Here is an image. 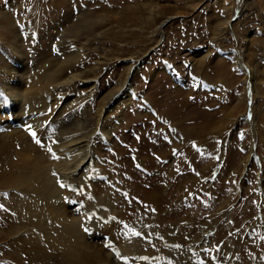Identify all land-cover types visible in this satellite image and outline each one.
<instances>
[{
  "label": "rangeland",
  "instance_id": "1",
  "mask_svg": "<svg viewBox=\"0 0 264 264\" xmlns=\"http://www.w3.org/2000/svg\"><path fill=\"white\" fill-rule=\"evenodd\" d=\"M11 1L16 2L17 9L10 10L15 19L29 9L38 10V5L42 6L41 11L47 10L51 2L0 0V10H9ZM69 1L71 4L68 2L65 9L71 10L74 18L84 9L91 18L87 24L91 26L90 31L85 25L78 30L79 40L75 43L81 42L84 46L83 58L77 61V66L87 71L91 79L94 72H98V76L88 101L84 98L89 93L85 82L72 84L67 94L77 100L65 105L63 111L76 113L75 120H79V124L74 123L72 127L92 132L90 147L92 156L98 160L95 169L99 176L90 178V188L93 186L100 191L96 202L102 201L114 178L118 181L116 175L123 164L133 166L140 173L141 176L133 175L136 180H139L137 176L144 180L138 181V190L174 184L176 176L197 177L199 183L192 194H187L192 195L189 197L194 203L183 202L182 207L202 210L200 224L209 220L210 207L219 202L217 194L213 197L211 190H217L218 196L224 197L236 186L237 195H233L227 206L235 212L231 219L219 222V226L226 224L219 232L220 235L225 232L224 236L215 237L216 243L209 242L207 237L196 241L195 245L206 243L205 256H198L197 261L190 263L206 264L209 248L211 251L214 247L221 249L228 237L236 239L241 235L243 241L248 225L255 227L254 238L244 244L237 263L248 264L245 262L251 261L252 253L264 259V0ZM224 20L228 21L227 26ZM6 25L0 21V42L8 36ZM39 29L43 30V26ZM40 40L37 44L40 63L49 66L60 63L62 59L47 62L54 59L49 55L59 49H51L53 42L49 38ZM44 54L49 57H43ZM122 87L132 95L129 105L109 106L106 116L111 120L108 123L116 127L109 138L104 139L93 129L97 110L111 95L120 93ZM179 98L186 100L184 112L174 106ZM174 109L179 114L173 115ZM86 120L88 127L84 126ZM64 123L67 125L68 121ZM170 127H175L176 135ZM162 144L170 148L161 156ZM120 148L125 150L119 160ZM247 155L248 161L242 167ZM142 159L149 161L143 164L140 163ZM7 192L0 187V196ZM117 192L115 194L119 195ZM134 192L141 195L139 191ZM82 193L73 196L68 208L81 207L80 213L90 208L89 203L83 201ZM223 193L225 195H221ZM134 201L139 207V198ZM243 213L251 222L238 224ZM2 224L0 221V228H4ZM178 230L172 229V234H177ZM215 231L213 228L210 234ZM93 239L98 249L110 251V247L105 246L109 244L107 233L101 232ZM183 239L187 241L188 235ZM10 241L11 236L1 234L0 248ZM251 247L253 252L249 250ZM186 249L191 253L196 251ZM13 253L10 249L0 251V264L22 261V264H35L33 257L26 254L21 260L9 257ZM220 256L217 264L222 262ZM173 258L169 256L164 262L155 264H175ZM46 262L61 264L54 257Z\"/></svg>",
  "mask_w": 264,
  "mask_h": 264
},
{
  "label": "bare ground",
  "instance_id": "2",
  "mask_svg": "<svg viewBox=\"0 0 264 264\" xmlns=\"http://www.w3.org/2000/svg\"><path fill=\"white\" fill-rule=\"evenodd\" d=\"M68 2L70 3L69 0H51L47 4V10L41 11L42 6L38 5L39 12L29 9L30 12H22L16 19L10 15L11 9H17L15 1L9 2V10H0V21L8 27V36L0 42V93H3L0 96V187L8 191L0 196V204L3 205L0 221L4 227L0 228V235L11 236L10 243L1 247L0 251L10 249L15 253L9 254V257L19 260L26 254L33 257L35 264H47L46 259L51 257L61 264H155L164 262L169 256L174 257L175 264H191L190 262L198 260V256L204 257L206 252V243L195 245V242L207 237L209 242L216 243L215 237L226 226H219L220 220L232 218L235 209L228 210L227 206L233 195H237V187L224 197L218 196L217 190H211V195L214 197L217 194L219 202L210 207L209 220L200 224L202 210L195 211L187 205L185 206L189 208L182 207L183 202L194 203L192 195L187 194H192L193 188L199 183L197 177L188 174L176 176L174 184H162L161 187L153 185L147 190H138V181H144L141 180L140 173L131 164V168L123 164L116 175L118 181L114 178L109 184L111 189L103 195L101 202H96V195L100 191L93 186L90 188V178L99 176L95 169L98 160L92 156L90 147L92 132L72 127V124L79 121L75 120L76 113L63 111L65 105L77 100L67 94L73 88L72 84L85 82L89 91L84 96L86 100L92 96L95 88L94 81L98 72H94L92 80L87 71L77 66V61L83 58L81 51L84 44L75 43L79 40L78 30L83 25L90 31L91 26L87 24L91 18L86 9L79 10V16L74 18L71 10L65 9ZM43 22H46L45 25ZM70 22L74 23L69 24ZM223 24L227 26L228 21L224 20ZM39 26H43L44 31ZM43 37L53 42V51L59 49L55 54L49 55L54 59L47 62L62 59L60 63L51 66L40 63L37 44ZM49 56L44 54L43 57ZM252 73L250 70V76ZM125 88L122 87L120 93L111 95L97 110L98 118L95 119L93 129H97L99 136L104 139L109 138L110 132L116 127L114 121L109 126L108 121L111 119L108 120L106 116L109 106L123 108L130 102L132 95L127 93V89L123 91ZM179 99L174 106L181 111L187 103L185 99ZM171 113L179 114L175 109ZM65 121H68L67 125ZM85 124L88 127L87 120ZM29 125L37 133L43 146L34 142L28 131ZM171 130L173 135L177 134L175 127ZM52 140L57 143L52 144ZM48 146L52 147L60 159H52ZM168 148L170 147L164 144L160 146L161 156ZM124 150L119 149V160ZM148 161L142 159L140 163L147 164ZM247 161L248 155L242 167ZM126 170L129 172L124 176ZM53 172L57 175L54 176ZM135 174L140 175L137 176L139 180L134 178ZM58 177L72 187H60ZM117 191L119 195L115 194ZM134 191H139L142 196ZM81 193L83 201L89 203L90 208L80 213L78 210L81 207L68 206L72 204L73 196ZM134 198H139V207L134 205ZM89 214H94L91 220L87 219ZM115 217L119 219H111ZM111 221L114 222L110 223ZM241 222H251L246 213L241 215L238 224ZM228 227L230 225L227 223ZM247 227L243 241L240 240L241 235H237L236 239L226 238L219 250L214 247L211 251L208 247L210 252L208 251L206 264H217L220 255L221 264H238L242 247L254 238V225ZM174 228L179 229L177 234H172ZM213 228L216 231L212 235L210 230ZM101 232L109 236L107 242L110 251L98 249L97 243H94L93 238ZM134 233L140 235L136 236ZM161 235L165 237V241ZM184 235H188L187 241L183 239ZM186 247L196 251L191 253ZM249 250L253 252L252 247ZM117 253L127 257V261L118 258ZM141 257L148 259H140ZM263 262L264 259H258L252 253L251 261L245 263L264 264Z\"/></svg>",
  "mask_w": 264,
  "mask_h": 264
},
{
  "label": "snow or ice",
  "instance_id": "3",
  "mask_svg": "<svg viewBox=\"0 0 264 264\" xmlns=\"http://www.w3.org/2000/svg\"><path fill=\"white\" fill-rule=\"evenodd\" d=\"M2 95H3V93H0V96H2ZM27 127H28V131H29L30 135L32 136L34 142H35L36 144H38V145L43 146V145H42V142H41V139L38 138V136H37V133H36L35 131L32 130V126L29 125V126H27ZM51 143H52V144H55V143H57V142H56L55 140H52ZM47 150H48V152L51 154L52 159H60V157L56 154V152L53 151V149H52L51 146H48ZM53 175L55 176V175H57V174H56L55 172H53ZM57 183H58V184L60 185V187H62V188H64V187L71 188V187H72L70 183H68L67 181H62L59 177H58V179H57ZM0 208H3V205H0ZM93 215H94V214H89L88 217H87V219L91 220V219L93 218ZM111 219H115V218H111ZM106 222H107V221H105V223H106ZM125 227H127V226H125ZM85 231H88V229L85 228ZM134 235L139 236L140 233H134ZM105 246H106V247H109L110 245H109V244H106ZM177 247H178V246H177ZM117 255H118V258L123 259V260H125V261H127V259H128L127 257L120 256L119 253H117ZM140 259H148V258H147V257H141Z\"/></svg>",
  "mask_w": 264,
  "mask_h": 264
}]
</instances>
